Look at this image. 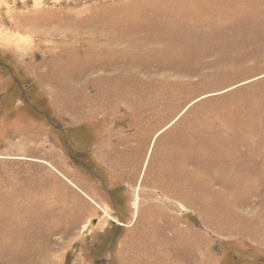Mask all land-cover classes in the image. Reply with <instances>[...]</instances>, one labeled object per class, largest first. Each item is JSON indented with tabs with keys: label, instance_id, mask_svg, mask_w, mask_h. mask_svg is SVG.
<instances>
[{
	"label": "rangeland",
	"instance_id": "1",
	"mask_svg": "<svg viewBox=\"0 0 264 264\" xmlns=\"http://www.w3.org/2000/svg\"><path fill=\"white\" fill-rule=\"evenodd\" d=\"M0 264H264V0H0Z\"/></svg>",
	"mask_w": 264,
	"mask_h": 264
}]
</instances>
